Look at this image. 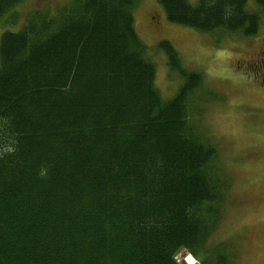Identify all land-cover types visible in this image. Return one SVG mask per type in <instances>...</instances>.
Segmentation results:
<instances>
[{
	"label": "trees",
	"instance_id": "16d2710c",
	"mask_svg": "<svg viewBox=\"0 0 264 264\" xmlns=\"http://www.w3.org/2000/svg\"><path fill=\"white\" fill-rule=\"evenodd\" d=\"M22 1L0 0V22ZM250 1L264 15V0L158 3L171 23L253 37ZM136 2L68 0L1 32L0 264H178L181 250L208 251L229 179L190 106L202 76L161 41L183 79L161 97Z\"/></svg>",
	"mask_w": 264,
	"mask_h": 264
},
{
	"label": "rangeland",
	"instance_id": "374dc122",
	"mask_svg": "<svg viewBox=\"0 0 264 264\" xmlns=\"http://www.w3.org/2000/svg\"><path fill=\"white\" fill-rule=\"evenodd\" d=\"M67 2L23 0L1 19L0 34L22 28L31 13L50 16ZM249 8L260 14L253 37L221 31L211 37L171 23L158 0H137L133 11L135 30L147 46L145 56L155 65V87L163 99L172 98L183 79L169 70L158 47L161 41L173 45L186 70L202 76L190 106L229 179L221 219L207 240L208 251L196 252L197 264H264V15L253 1ZM187 255L179 251L176 262L187 264Z\"/></svg>",
	"mask_w": 264,
	"mask_h": 264
},
{
	"label": "bare ground",
	"instance_id": "6f19581e",
	"mask_svg": "<svg viewBox=\"0 0 264 264\" xmlns=\"http://www.w3.org/2000/svg\"><path fill=\"white\" fill-rule=\"evenodd\" d=\"M185 262L187 264H197V262L195 261V259L190 254L186 256Z\"/></svg>",
	"mask_w": 264,
	"mask_h": 264
}]
</instances>
